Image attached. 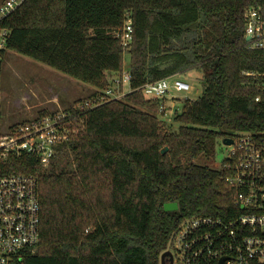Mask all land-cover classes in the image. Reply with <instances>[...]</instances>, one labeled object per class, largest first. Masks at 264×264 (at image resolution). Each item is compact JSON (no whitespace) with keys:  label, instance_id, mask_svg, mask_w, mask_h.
Returning a JSON list of instances; mask_svg holds the SVG:
<instances>
[{"label":"trees","instance_id":"16d2710c","mask_svg":"<svg viewBox=\"0 0 264 264\" xmlns=\"http://www.w3.org/2000/svg\"><path fill=\"white\" fill-rule=\"evenodd\" d=\"M252 6L264 0H25L3 19L4 57L13 51L92 84L94 97L108 76L122 77L125 54L130 60L121 98L66 109L74 132L47 166L29 153L0 157V174L39 183L40 242L18 264H160L184 218L231 212L225 178L234 161L212 167L196 159L213 158L220 138L264 131V55L244 31ZM128 15L133 40L124 48ZM189 69L201 72V93L166 132L162 99L147 98L142 86ZM170 202L178 209L165 210Z\"/></svg>","mask_w":264,"mask_h":264},{"label":"built area","instance_id":"2783aa9c","mask_svg":"<svg viewBox=\"0 0 264 264\" xmlns=\"http://www.w3.org/2000/svg\"><path fill=\"white\" fill-rule=\"evenodd\" d=\"M25 0H2L0 23ZM245 38L249 48L264 55V7L252 6L245 12ZM9 31L0 27V72ZM133 40V27L128 15L120 35L127 48ZM247 75L253 73L246 72ZM264 77V71L261 72ZM126 71L116 79L129 86ZM191 85L179 76L161 78L142 86L147 98L163 99L172 91H190ZM196 90V86L193 87ZM264 92V83L262 86ZM93 96L73 105L74 110L94 108L108 100ZM129 90V89H128ZM119 98V97H116ZM255 100H259V96ZM68 109V108H67ZM164 108H162V111ZM65 118L72 115L65 109L36 118L3 122L0 109V157L29 153L47 166L56 153L57 144L66 140L74 129ZM230 155L231 172L225 180L233 189L232 208L227 215L184 218L173 232L168 250L173 264H264V131L238 132L233 138ZM227 167V163L224 164ZM41 238V205L39 183L34 175L0 174V264H18L23 250L35 252Z\"/></svg>","mask_w":264,"mask_h":264},{"label":"rangeland","instance_id":"374dc122","mask_svg":"<svg viewBox=\"0 0 264 264\" xmlns=\"http://www.w3.org/2000/svg\"><path fill=\"white\" fill-rule=\"evenodd\" d=\"M123 61L122 76L130 65L127 54L124 55ZM201 76L197 69H189L179 74L192 89L187 92L172 91L162 99L158 117L164 123V131L170 132L179 128L181 123L175 120V115L182 111L186 100L196 97L197 89L194 90L193 87L199 83ZM108 79L110 84L107 89L111 92L106 93V98H121L127 93V84L121 82L118 85L115 82L119 79L118 75H110ZM95 93H99L96 86L72 78L28 56L8 51L4 57L0 72V109L4 123L36 118L43 114L42 112L61 113ZM230 150L231 147L225 145L220 138L216 142L213 158H198L196 161L220 167L221 162L230 155Z\"/></svg>","mask_w":264,"mask_h":264},{"label":"water","instance_id":"95a60500","mask_svg":"<svg viewBox=\"0 0 264 264\" xmlns=\"http://www.w3.org/2000/svg\"><path fill=\"white\" fill-rule=\"evenodd\" d=\"M250 39V37L249 36H247L246 37V41H248ZM196 88H197V92H196V96H199L200 95V93H201V87H200V85H196ZM222 142L225 144V145H227V146H229V145H231L232 143H233V139L232 138H230V137H225V138H223L222 139ZM166 151H167V147H163L162 149H161V153L162 154H164V153H166ZM164 209L165 210H177L178 209V205H177V203H175V202H170V203H165L164 204ZM166 256H168L169 258V264H173V257H172V254H171V252L170 251H168V250H166V251H164L162 254H161V262H160V264H165V257Z\"/></svg>","mask_w":264,"mask_h":264},{"label":"flooded vegetation","instance_id":"af4514ba","mask_svg":"<svg viewBox=\"0 0 264 264\" xmlns=\"http://www.w3.org/2000/svg\"><path fill=\"white\" fill-rule=\"evenodd\" d=\"M168 250V249H167ZM169 251V250H168ZM171 252V251H170ZM172 254V253H171ZM172 257H173V255H172ZM169 257L168 256H166L165 257V264H169V259H168ZM173 262H174V257H173Z\"/></svg>","mask_w":264,"mask_h":264}]
</instances>
